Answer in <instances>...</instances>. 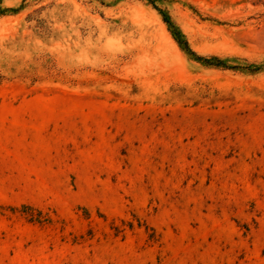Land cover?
Instances as JSON below:
<instances>
[{"label": "rangeland", "instance_id": "rangeland-1", "mask_svg": "<svg viewBox=\"0 0 264 264\" xmlns=\"http://www.w3.org/2000/svg\"><path fill=\"white\" fill-rule=\"evenodd\" d=\"M0 8V264H264L263 6Z\"/></svg>", "mask_w": 264, "mask_h": 264}, {"label": "trees", "instance_id": "trees-1", "mask_svg": "<svg viewBox=\"0 0 264 264\" xmlns=\"http://www.w3.org/2000/svg\"><path fill=\"white\" fill-rule=\"evenodd\" d=\"M252 5H260L264 7V0H248ZM154 8L158 11L159 15L162 18L163 23L166 25L168 32L170 33L172 39L177 44V46L183 51L186 55L190 56L195 61L201 63L202 65L206 67H214V68H220V69H236V66H228L225 62V60H222L215 56L210 57H203L197 55L194 51L191 50L189 47V44L185 38V36L182 34L180 29L174 24V22L171 20L170 16L162 9ZM6 11L1 10L0 8V14H3V12ZM251 73L258 72L262 69V66H256L249 64L245 68Z\"/></svg>", "mask_w": 264, "mask_h": 264}]
</instances>
